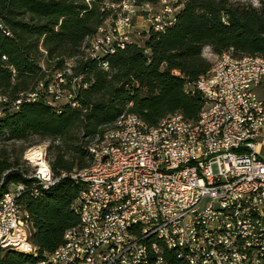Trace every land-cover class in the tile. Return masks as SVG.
<instances>
[{
  "label": "built area",
  "instance_id": "obj_1",
  "mask_svg": "<svg viewBox=\"0 0 264 264\" xmlns=\"http://www.w3.org/2000/svg\"><path fill=\"white\" fill-rule=\"evenodd\" d=\"M112 7L115 16L98 27L84 51L103 70V58L130 40L125 30L136 12L134 0ZM175 9L165 6L149 27L162 29ZM0 29L9 34L1 18ZM202 52L212 67L184 89L202 98L197 118L173 112L149 125L123 112L106 126L88 145L89 164L67 174L80 184L72 204L78 224L41 257L21 197L66 173L54 176L42 151L27 156V181L0 191V249L36 256L25 264H171L168 251L179 264H264V58L232 49L217 54L210 46ZM70 61L26 96L43 92L49 104L76 106L86 82L72 75ZM6 100L0 95V103Z\"/></svg>",
  "mask_w": 264,
  "mask_h": 264
},
{
  "label": "trees",
  "instance_id": "obj_2",
  "mask_svg": "<svg viewBox=\"0 0 264 264\" xmlns=\"http://www.w3.org/2000/svg\"><path fill=\"white\" fill-rule=\"evenodd\" d=\"M151 2L154 0H137ZM175 11L162 29L149 27L143 43L131 39L103 60L85 57L84 46L100 25L116 14L121 0H0V141L31 136L56 142L48 146V160L59 180L36 194L21 197L31 223L30 241L38 251L51 252L63 242L66 230L78 224L72 204L80 184L67 175L89 164V143L123 112H132L149 125L180 112L195 119L203 101L185 92L212 67L202 56L205 46L221 54L260 55L264 58V3L245 0H174ZM5 56V59L2 58ZM73 60V76L86 87L76 93L77 105L47 103V94L28 98L40 81L47 83ZM19 100V102L17 101ZM18 158L0 152V178L5 190L11 182L27 181ZM171 264L172 251L165 253ZM31 253L0 249V264H25Z\"/></svg>",
  "mask_w": 264,
  "mask_h": 264
},
{
  "label": "rangeland",
  "instance_id": "obj_3",
  "mask_svg": "<svg viewBox=\"0 0 264 264\" xmlns=\"http://www.w3.org/2000/svg\"><path fill=\"white\" fill-rule=\"evenodd\" d=\"M245 1L250 2L254 6H260L261 3H264V0H255V2L254 0ZM174 4V0H154L148 2V7H145L143 2L141 3L134 0L136 12L131 19V27L125 30V34L129 36L130 40L135 39L142 44L152 17L154 15H161L165 6L173 7ZM70 62L72 63L73 60ZM261 91L264 92V80L262 82ZM53 143L56 142H52L50 139H42L37 136H31L26 140L19 141H0V152L4 151L10 157V160L18 158L20 166L26 170L24 172L29 173L31 172L32 164L25 162V158L27 156H35L39 151H42V157L47 160L49 155L47 148Z\"/></svg>",
  "mask_w": 264,
  "mask_h": 264
},
{
  "label": "crops",
  "instance_id": "obj_4",
  "mask_svg": "<svg viewBox=\"0 0 264 264\" xmlns=\"http://www.w3.org/2000/svg\"><path fill=\"white\" fill-rule=\"evenodd\" d=\"M262 94L264 95V92H262Z\"/></svg>",
  "mask_w": 264,
  "mask_h": 264
},
{
  "label": "clouds",
  "instance_id": "obj_5",
  "mask_svg": "<svg viewBox=\"0 0 264 264\" xmlns=\"http://www.w3.org/2000/svg\"><path fill=\"white\" fill-rule=\"evenodd\" d=\"M254 2H255V0H254Z\"/></svg>",
  "mask_w": 264,
  "mask_h": 264
},
{
  "label": "bare ground",
  "instance_id": "obj_6",
  "mask_svg": "<svg viewBox=\"0 0 264 264\" xmlns=\"http://www.w3.org/2000/svg\"><path fill=\"white\" fill-rule=\"evenodd\" d=\"M45 157V156H44Z\"/></svg>",
  "mask_w": 264,
  "mask_h": 264
}]
</instances>
